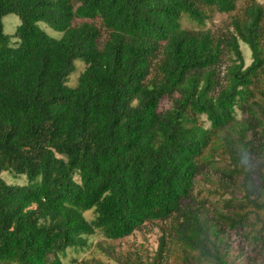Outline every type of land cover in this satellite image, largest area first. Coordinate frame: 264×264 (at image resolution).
Instances as JSON below:
<instances>
[{"label":"trees","instance_id":"16d2710c","mask_svg":"<svg viewBox=\"0 0 264 264\" xmlns=\"http://www.w3.org/2000/svg\"><path fill=\"white\" fill-rule=\"evenodd\" d=\"M240 1L0 0V264H64L99 231L157 223L142 264L264 256V0L232 16ZM213 12L232 16L224 33L205 29Z\"/></svg>","mask_w":264,"mask_h":264},{"label":"rangeland","instance_id":"374dc122","mask_svg":"<svg viewBox=\"0 0 264 264\" xmlns=\"http://www.w3.org/2000/svg\"><path fill=\"white\" fill-rule=\"evenodd\" d=\"M247 3L248 1L245 0L240 1L237 13L233 14L232 16H242L243 10ZM209 15L211 19L206 23L205 29L212 30L213 32L220 31L221 33H224V30L230 22L232 16L219 14L218 12H213ZM20 23V18L15 14L8 15L4 18L5 33L9 35L12 43L17 41L13 36L15 35ZM183 25L184 27L199 29L196 27L195 23L189 22L187 20H184ZM42 27L54 37L58 38L61 36L59 33L47 28L45 25H42ZM241 49L244 54L246 66L248 67L252 63V52L249 47L243 43H241ZM228 63V57L223 58L222 65L220 67L221 73L226 68ZM76 67L77 73L70 77L68 83L69 86L76 85L77 78L79 73L83 70L84 64L82 62H78ZM263 139L264 137L260 134L256 140V145L262 143ZM253 162L256 173H259L261 171L260 160L254 156ZM214 172L215 170L213 173ZM2 178L8 184L12 185L28 184V180L25 176L15 175L11 172H5L2 175ZM85 216L89 221H93L95 218V213L94 211H91L86 213ZM162 227L163 226L159 223L148 224L142 230L135 232L133 236L119 242L107 239L105 235L99 231L95 236L88 238V247L84 249L69 250L66 254V257H63L64 264H142V262L145 263V258L148 259V261H153L158 252L160 241L163 236V232L161 231ZM243 240L244 235L242 232H231L229 234V242L232 248L244 247L246 244ZM245 251L251 254V249L247 246ZM173 255L174 257H179L181 253L177 252ZM140 256L144 257L143 260ZM256 256L257 252L253 254V257H255V262L253 261L251 264H264V256ZM161 264H174L172 254L170 252H166L164 254L163 258L161 259Z\"/></svg>","mask_w":264,"mask_h":264}]
</instances>
